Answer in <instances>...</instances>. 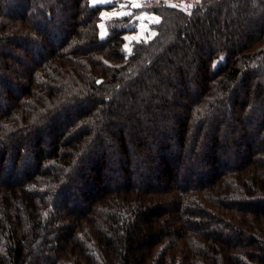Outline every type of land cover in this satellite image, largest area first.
<instances>
[{
    "label": "trees",
    "instance_id": "16d2710c",
    "mask_svg": "<svg viewBox=\"0 0 264 264\" xmlns=\"http://www.w3.org/2000/svg\"><path fill=\"white\" fill-rule=\"evenodd\" d=\"M108 7L0 0V264H264V0Z\"/></svg>",
    "mask_w": 264,
    "mask_h": 264
},
{
    "label": "crops",
    "instance_id": "0c3cea01",
    "mask_svg": "<svg viewBox=\"0 0 264 264\" xmlns=\"http://www.w3.org/2000/svg\"><path fill=\"white\" fill-rule=\"evenodd\" d=\"M141 1L142 0H108V3L97 2L95 5L110 6L103 10L102 14L106 13L107 15H102L103 19L100 25L104 24V27L100 28V33L103 31L105 36L107 35V20L111 17L130 16L134 14L136 15V19H138L137 25L134 26L131 24L133 29L125 34V47L130 50L134 42L143 39L146 40L155 36L157 33L155 25L160 21V16L142 7ZM136 4H139L140 7H135ZM143 21H148L150 28L144 27L143 24L145 23ZM128 39L131 40V43H129ZM126 45H128V47Z\"/></svg>",
    "mask_w": 264,
    "mask_h": 264
},
{
    "label": "built area",
    "instance_id": "2783aa9c",
    "mask_svg": "<svg viewBox=\"0 0 264 264\" xmlns=\"http://www.w3.org/2000/svg\"><path fill=\"white\" fill-rule=\"evenodd\" d=\"M155 1H161L182 9H191L200 0H142L141 5L143 7H151Z\"/></svg>",
    "mask_w": 264,
    "mask_h": 264
},
{
    "label": "snow or ice",
    "instance_id": "6c2138e0",
    "mask_svg": "<svg viewBox=\"0 0 264 264\" xmlns=\"http://www.w3.org/2000/svg\"><path fill=\"white\" fill-rule=\"evenodd\" d=\"M91 2H92L93 5H95L97 2H99V3H108V0H91ZM135 7H140V5L136 4ZM122 14H127V13H122ZM102 15H107V14L104 13ZM99 27L103 28L104 25L101 24ZM100 38H102V39L105 38V33L103 31L100 33Z\"/></svg>",
    "mask_w": 264,
    "mask_h": 264
},
{
    "label": "rangeland",
    "instance_id": "374dc122",
    "mask_svg": "<svg viewBox=\"0 0 264 264\" xmlns=\"http://www.w3.org/2000/svg\"><path fill=\"white\" fill-rule=\"evenodd\" d=\"M130 20H131L132 25H134V26L137 25L138 19H136V15L132 16ZM144 23H145V24H143L144 27L150 28L148 21H145ZM128 41H129V43H131V40L128 39ZM126 46L128 47V45H126Z\"/></svg>",
    "mask_w": 264,
    "mask_h": 264
}]
</instances>
